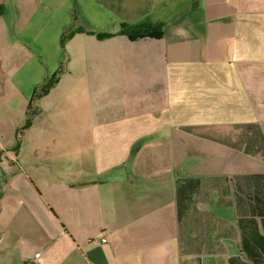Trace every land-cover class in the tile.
I'll use <instances>...</instances> for the list:
<instances>
[{
    "label": "crops",
    "instance_id": "0c3cea01",
    "mask_svg": "<svg viewBox=\"0 0 264 264\" xmlns=\"http://www.w3.org/2000/svg\"><path fill=\"white\" fill-rule=\"evenodd\" d=\"M258 236L264 0H0V264H253Z\"/></svg>",
    "mask_w": 264,
    "mask_h": 264
},
{
    "label": "trees",
    "instance_id": "16d2710c",
    "mask_svg": "<svg viewBox=\"0 0 264 264\" xmlns=\"http://www.w3.org/2000/svg\"><path fill=\"white\" fill-rule=\"evenodd\" d=\"M130 27L128 24H123L121 28H123V31H126L127 28ZM71 36V33L69 35H63L61 39V45L64 46L66 39ZM95 36L98 39H106L114 36L113 34H95ZM61 68L59 71H57L55 74L50 76L43 85H41L39 88H37L33 96L30 99L29 105H28V111H27V119L26 122L23 126V129H27L32 122V119L34 116L38 113V110L36 109V106L38 105L39 100L48 94V92L58 83L59 81V76L61 74ZM243 251H247L245 246H246V239L243 238ZM249 249L251 252L254 254L248 255L247 254V259L251 261L253 264H259L262 263L264 264V255H260V253H264V236H258V238L249 239ZM248 252V251H247ZM230 264H246L244 262H241L239 259H229Z\"/></svg>",
    "mask_w": 264,
    "mask_h": 264
},
{
    "label": "built area",
    "instance_id": "2783aa9c",
    "mask_svg": "<svg viewBox=\"0 0 264 264\" xmlns=\"http://www.w3.org/2000/svg\"><path fill=\"white\" fill-rule=\"evenodd\" d=\"M100 242H101V243H105L106 240H105V239H101ZM37 258H39V254L34 255V259H37ZM27 264H35V263H34V262H29V263H27Z\"/></svg>",
    "mask_w": 264,
    "mask_h": 264
}]
</instances>
